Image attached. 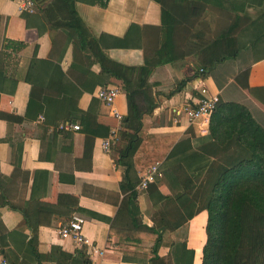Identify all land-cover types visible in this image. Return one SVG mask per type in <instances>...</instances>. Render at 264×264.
<instances>
[{"label": "crops", "instance_id": "obj_1", "mask_svg": "<svg viewBox=\"0 0 264 264\" xmlns=\"http://www.w3.org/2000/svg\"><path fill=\"white\" fill-rule=\"evenodd\" d=\"M246 13L251 19L242 17L235 33L238 54L203 77L193 73L198 55L204 57L209 50L199 52L201 47H196H206L222 30L210 38L202 30L203 39H196L187 37L183 26L177 25L174 33L178 39H172L171 52L181 56L155 66L142 89L144 107L151 106L142 129L155 140L175 136L159 161L169 163L177 182L189 194L194 184L185 168L166 159L174 146L232 164L224 148L212 142L197 143V137L206 134L207 120L188 124L181 113L185 104L199 97L201 85L210 94L217 93L219 100L242 103L256 120H264V7L247 8ZM131 23L142 29L141 39L131 40L141 47L112 46L115 40H122L121 44L130 41L115 38H122ZM73 27L85 39L97 40L108 60L126 66L141 65L144 51L156 49L164 40L159 5L152 0H107L103 7L73 2L72 10L62 0H50L34 5L32 13L18 12L15 0H0V253L7 264H76L81 254L87 264H148L154 240L149 228L157 218V207L154 195L150 197L146 189L133 188L134 195L124 189L123 169L116 165L128 144V136L119 134L122 126L104 152L101 142L108 136L90 138L81 126L59 130L56 126L62 122L45 124L42 114L27 110L30 98L31 105L33 98L41 104L39 98L30 97L32 88L39 97L38 91L55 93L65 87L73 93L79 91L67 104L64 101L76 115L75 123L80 125L79 114L90 112L92 128L106 125L109 133L116 126L93 92L104 84L119 88L118 81L100 72L97 62L81 50V36L73 33ZM3 39L21 41L24 46L18 52H7L10 56L2 59ZM113 106L123 119L126 105L121 90ZM152 148L150 144L139 148L130 157L131 182H137L140 171L147 168L141 163ZM158 183L159 193H169L168 186ZM73 215L84 219L81 232L100 255L87 254L85 247L78 248L71 239L57 235L59 225ZM205 217V211L200 210L184 226L162 232L156 255L167 264H199ZM181 242L179 258L174 259L170 243Z\"/></svg>", "mask_w": 264, "mask_h": 264}, {"label": "trees", "instance_id": "obj_2", "mask_svg": "<svg viewBox=\"0 0 264 264\" xmlns=\"http://www.w3.org/2000/svg\"><path fill=\"white\" fill-rule=\"evenodd\" d=\"M50 0H32L36 6H41ZM68 10H72L73 2H83L105 6L107 0H62ZM159 5L160 11V36L162 37L156 49L144 51L143 63L139 66H126L108 60L101 49L98 41L85 39L77 28H71L73 33L81 36L78 43L81 50L91 56L99 66V71L118 81V86L124 95L126 114L122 119L120 135L128 136V144L125 153L118 157L116 165L123 169L124 189L132 190L136 184L128 178L132 167L130 157L139 148L145 149L150 144V153L143 156L141 167H148L154 162L159 163L161 177L147 185L148 194L154 195L153 204H156L157 215L149 233L153 236V257L148 264H167L164 259L155 253L158 243L161 241V233L165 230H174L186 224L191 216L204 210L206 217L203 226L204 241L200 248L199 264H264V120H256L249 109L242 103L219 100L207 118L206 134L197 137V143L212 142L216 146L224 148L232 159V164H221L219 161L192 149L177 148L174 146L166 158L172 162L183 165L194 186L192 192L186 193L179 185L169 169V163L159 161L169 147L175 136L166 135L156 138L149 137L142 129L149 108L142 103V89L151 70L158 65L172 62L181 53L176 55L171 52L172 39L175 37L174 29L177 25L183 26L187 37L203 39L204 32L190 31L195 24L196 16L205 8H213L225 13L229 23L222 31L215 35V40L206 47L198 44L199 52L209 50L204 57L198 55L195 73L196 77L205 76L216 65L233 59L239 52L236 47L235 33L239 23L248 21L246 9H259L264 7V0H152ZM199 26V25H198ZM177 27V28H176ZM196 27V26H195ZM142 29L131 23L122 38L130 39L122 43L115 40L114 47L137 48L141 47L132 39H141ZM179 38L183 35L178 34ZM177 38V37H175ZM178 39V38H177ZM24 46L21 41L2 40V59L18 52ZM248 50V47L244 48ZM201 69L202 71H199ZM105 85V84H104ZM34 88L30 91V97L39 98L38 105L29 99L27 110L42 114L45 124L56 125L59 122H77L76 115L70 112L66 104L71 96H78L79 91L74 93L69 88H62L60 92L44 90L41 95ZM62 102L59 107L53 105ZM34 105V108H33ZM81 129L93 136H107L108 126L95 125L91 127L93 117L90 112H83L77 116ZM78 124V123H77ZM154 139V140H152ZM153 143V144H152ZM158 152L157 149H160ZM214 152V148L209 149ZM172 155V156H171ZM171 157H174L171 159ZM164 159V160H166ZM163 182L169 188V193L161 194L158 191V182ZM203 181V182H202ZM149 197V198H150ZM170 243V255L179 258L182 242L173 245ZM182 251H184L182 249ZM67 257V256H66ZM68 258V257H67ZM69 258H71L69 256ZM76 264H87V259L81 254ZM177 264V262H174ZM69 264H72L69 262Z\"/></svg>", "mask_w": 264, "mask_h": 264}, {"label": "built area", "instance_id": "obj_3", "mask_svg": "<svg viewBox=\"0 0 264 264\" xmlns=\"http://www.w3.org/2000/svg\"><path fill=\"white\" fill-rule=\"evenodd\" d=\"M15 2L18 12L32 13L34 9L32 0H15ZM199 71L202 70L199 69ZM119 91V88L115 85H104L97 87L93 92V97L107 109L108 114L116 121V126L110 129L107 134L108 137L103 139L101 142V148L104 152H108L110 141L115 138V135L117 131L120 130L122 124V115L119 114L113 106L114 99L118 95ZM198 92L199 97H197V99L192 103L185 104L181 109V113L188 124L200 119L207 120L209 114L218 101V94H210L202 85L198 88ZM56 128L59 130H78L79 125L75 122H62L58 124ZM159 177H161L159 163L154 162L147 168L140 171L134 188L137 191H144L148 184L152 183L155 178ZM83 222L84 219L82 217L73 215L70 219L59 225L56 233L61 239H71L78 248L85 247L87 254L96 253L100 255L101 251L95 249L91 241L82 234L81 228ZM0 264H7L1 253Z\"/></svg>", "mask_w": 264, "mask_h": 264}, {"label": "rangeland", "instance_id": "obj_4", "mask_svg": "<svg viewBox=\"0 0 264 264\" xmlns=\"http://www.w3.org/2000/svg\"><path fill=\"white\" fill-rule=\"evenodd\" d=\"M194 19L196 24L194 30H198L199 32H202V30L205 31L208 38L213 37V34L224 29L228 23V16L225 13L219 12L213 8L202 9ZM214 160L219 161L221 164L227 161L226 160L223 162L221 157H218V159Z\"/></svg>", "mask_w": 264, "mask_h": 264}, {"label": "bare ground", "instance_id": "obj_5", "mask_svg": "<svg viewBox=\"0 0 264 264\" xmlns=\"http://www.w3.org/2000/svg\"><path fill=\"white\" fill-rule=\"evenodd\" d=\"M202 237V236H201ZM198 239V238H197ZM201 241V240H200Z\"/></svg>", "mask_w": 264, "mask_h": 264}, {"label": "water", "instance_id": "obj_6", "mask_svg": "<svg viewBox=\"0 0 264 264\" xmlns=\"http://www.w3.org/2000/svg\"><path fill=\"white\" fill-rule=\"evenodd\" d=\"M123 119H125V117Z\"/></svg>", "mask_w": 264, "mask_h": 264}]
</instances>
